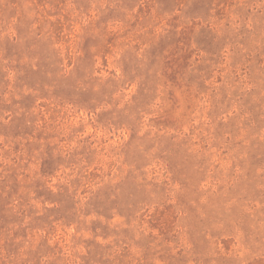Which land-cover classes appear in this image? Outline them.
Instances as JSON below:
<instances>
[{
  "label": "rangeland",
  "instance_id": "1",
  "mask_svg": "<svg viewBox=\"0 0 264 264\" xmlns=\"http://www.w3.org/2000/svg\"><path fill=\"white\" fill-rule=\"evenodd\" d=\"M0 264H264V0H0Z\"/></svg>",
  "mask_w": 264,
  "mask_h": 264
}]
</instances>
